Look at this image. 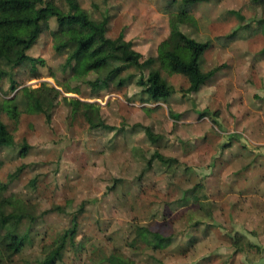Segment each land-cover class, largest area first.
I'll list each match as a JSON object with an SVG mask.
<instances>
[{
	"label": "rangeland",
	"instance_id": "rangeland-1",
	"mask_svg": "<svg viewBox=\"0 0 264 264\" xmlns=\"http://www.w3.org/2000/svg\"><path fill=\"white\" fill-rule=\"evenodd\" d=\"M42 2L68 9L64 0ZM77 2L94 20L107 15L106 36L131 43L143 66L116 75L117 64L73 70L66 64L71 47L54 48L56 21L43 16L27 52L34 61L0 82V103L13 101L16 112L1 113L14 145L0 147V216H12L0 221V240L6 233L26 238L16 253L0 245V264H42L62 240L54 264H231L225 245L245 236L230 222L231 209L216 201L237 195L230 179L247 175L253 142L264 134V5ZM183 35L209 44L201 68L218 72L188 94L184 76L161 71L172 95L140 102L139 74L159 70V44ZM108 77L106 89H91ZM145 128L159 140L150 142Z\"/></svg>",
	"mask_w": 264,
	"mask_h": 264
},
{
	"label": "trees",
	"instance_id": "trees-1",
	"mask_svg": "<svg viewBox=\"0 0 264 264\" xmlns=\"http://www.w3.org/2000/svg\"><path fill=\"white\" fill-rule=\"evenodd\" d=\"M67 11L63 12L53 3H43L42 0H0V82L10 76V71L21 66L24 62L31 60L27 55L31 46L36 43L43 30L42 20L45 14L51 15L56 21V29L51 32L54 48L61 50L71 47V52L66 61L67 66L77 70L81 65L91 73H98L106 66L117 64L115 71L118 72L136 67L141 71L142 55L133 49L131 43L121 42L120 39H110L106 36L109 17L102 16L100 20H94L88 12L82 9L77 0H64ZM209 0H182L183 4L206 2ZM261 5H264V0ZM187 17L185 11L179 14V20ZM264 23V18L259 19ZM209 44L196 41L185 35L181 36L179 43L173 44L169 40L162 41L157 49L156 62L158 69H151L147 75L139 74L136 86L140 88L139 101L143 103H159L166 101L173 93V88L162 78L161 71L168 75L179 74L184 76L189 87L187 93H197L199 89L218 72L214 68L209 72L200 69V59L208 50ZM91 60V58H93ZM152 60L147 61L151 63ZM131 77L121 78L119 86L129 83ZM109 77L105 80L96 79L90 82L91 89L96 93L108 87ZM13 89V88H12ZM13 101L0 103V147H11L14 145L13 137L8 132L6 125L1 120V113L16 116L15 106H10ZM88 115L91 110L97 111V104H90ZM90 121V120H89ZM104 125H96V127ZM145 133L150 142H157L149 128ZM26 146H23L25 152ZM160 161H168L161 156H156ZM21 216V215H19ZM0 216L4 224L9 218ZM243 239V238H241ZM26 238H16L6 233L0 240V245L5 251L18 252L24 246ZM240 241V244H239ZM232 240L233 247L243 249L245 242ZM236 242V243H235ZM64 240L54 248L45 258L42 264H54L59 258ZM241 245V247H240ZM239 246V247H238Z\"/></svg>",
	"mask_w": 264,
	"mask_h": 264
},
{
	"label": "crops",
	"instance_id": "crops-1",
	"mask_svg": "<svg viewBox=\"0 0 264 264\" xmlns=\"http://www.w3.org/2000/svg\"><path fill=\"white\" fill-rule=\"evenodd\" d=\"M203 57L204 55L200 59L201 71ZM212 69L214 68L206 72ZM261 127L264 129V122L261 123ZM253 144H256V147H251L253 151L248 160V163L250 161L249 165L252 164V166L244 170L248 172L247 175L242 174L240 177L230 179V185L236 184L237 186V195L234 196L233 192L235 191H233L228 197H222L220 204L216 201V206H226L231 209L230 222L234 229H237L236 231H240L238 233L241 235L244 233L245 239L243 238V240L247 244H243L245 246L243 249L233 247L232 243L225 245L226 250L232 254L231 264H246L248 262L249 264H264V134L258 138L257 143L253 142ZM220 173L225 178L228 175L235 176L232 174L234 172ZM232 240L235 241V239Z\"/></svg>",
	"mask_w": 264,
	"mask_h": 264
}]
</instances>
